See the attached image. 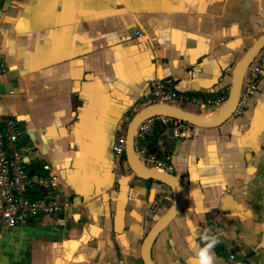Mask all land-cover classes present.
I'll use <instances>...</instances> for the list:
<instances>
[{"label":"crops","instance_id":"crops-1","mask_svg":"<svg viewBox=\"0 0 264 264\" xmlns=\"http://www.w3.org/2000/svg\"><path fill=\"white\" fill-rule=\"evenodd\" d=\"M263 33L264 0H0V119H17L32 164L57 175L69 203L0 230V264H142L143 238L177 195L137 177L124 154L115 166L117 134L155 80L222 97L215 109L186 108L218 117L233 68ZM261 60L254 95L218 127L174 135L156 120L133 142L142 169L165 160L184 190L152 264H264Z\"/></svg>","mask_w":264,"mask_h":264},{"label":"built area","instance_id":"built-area-1","mask_svg":"<svg viewBox=\"0 0 264 264\" xmlns=\"http://www.w3.org/2000/svg\"><path fill=\"white\" fill-rule=\"evenodd\" d=\"M141 36L140 32H134ZM262 47L253 57L245 70L235 107L240 112L256 91L262 74ZM4 65L0 63V76ZM223 101L222 97H206L195 93H182L175 90L171 79L155 80L150 83L149 90L138 103L131 108L128 121L140 109L152 105H170L179 108H195L202 110L215 109ZM162 121L170 126L173 134L182 133L187 123L165 117L156 116L141 121L133 133L134 143L142 142L154 129V122ZM125 145V131H120L112 145V156L115 166L122 161ZM27 145L17 119L6 117L0 119V230H11L28 225L43 217H58L68 208V199L61 189L57 175L46 169V174L31 170L33 154ZM139 157L144 154L140 149ZM151 169L164 173L171 168L165 160H151ZM45 170V169H43ZM229 258H232L230 256Z\"/></svg>","mask_w":264,"mask_h":264},{"label":"water","instance_id":"water-1","mask_svg":"<svg viewBox=\"0 0 264 264\" xmlns=\"http://www.w3.org/2000/svg\"><path fill=\"white\" fill-rule=\"evenodd\" d=\"M264 47V33L259 36L253 44L247 49L244 55L236 63L232 72L231 86L227 95V99L224 104L222 113L209 121H204L199 119L201 115H194L190 113L186 108H179L170 105H152L136 112L129 120L126 130H125V145H124V156L126 163L130 170L139 178L142 179H152L163 183L164 185L170 187L176 192L177 201L173 207H171L164 215H162L149 229L145 237L142 240L139 255L142 264H152L150 259V248L158 235V233L166 227V225L175 217V215L180 211L184 200V190L180 182L168 173H158L154 169H148L146 173H141L136 165L137 161L134 156L133 147V133L136 126L143 120L156 116H165L173 119L183 121L187 124L193 125L197 128L211 129L218 127L220 124L225 122L233 114L238 94L241 86V79L248 68L253 57L257 52ZM262 217H263V228L261 241L259 247L264 251V191L262 195Z\"/></svg>","mask_w":264,"mask_h":264},{"label":"trees","instance_id":"trees-1","mask_svg":"<svg viewBox=\"0 0 264 264\" xmlns=\"http://www.w3.org/2000/svg\"><path fill=\"white\" fill-rule=\"evenodd\" d=\"M28 167L33 170V171H36L37 173L39 174H43L44 172L42 171V169L40 168V166H37L35 164H29Z\"/></svg>","mask_w":264,"mask_h":264},{"label":"bare ground","instance_id":"bare-ground-1","mask_svg":"<svg viewBox=\"0 0 264 264\" xmlns=\"http://www.w3.org/2000/svg\"><path fill=\"white\" fill-rule=\"evenodd\" d=\"M215 118V115L213 116V117H201L200 116V118L199 119H201V120H204V121H209L210 119H214ZM136 167H137V169L141 172V173H146V171L144 170V169H142L141 167H140V165H136Z\"/></svg>","mask_w":264,"mask_h":264},{"label":"rangeland","instance_id":"rangeland-1","mask_svg":"<svg viewBox=\"0 0 264 264\" xmlns=\"http://www.w3.org/2000/svg\"><path fill=\"white\" fill-rule=\"evenodd\" d=\"M210 115H211V116H210ZM201 116H205V117H208V118L210 117V118H211V117H213L214 115H213V114H207V112H205V114H204V115H201ZM158 173H159V172H158Z\"/></svg>","mask_w":264,"mask_h":264}]
</instances>
